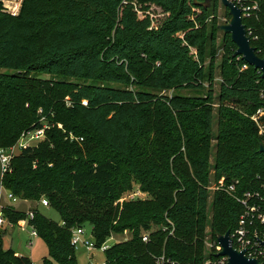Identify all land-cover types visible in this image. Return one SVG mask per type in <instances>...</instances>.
Wrapping results in <instances>:
<instances>
[{"label":"trees","instance_id":"1","mask_svg":"<svg viewBox=\"0 0 264 264\" xmlns=\"http://www.w3.org/2000/svg\"><path fill=\"white\" fill-rule=\"evenodd\" d=\"M245 1L259 5L243 23L264 58V0ZM204 2L23 0L13 15L0 0V145L49 126L43 140L13 158L11 172L2 176L0 168V190L23 200L44 197L59 212L60 222L38 208L29 220L48 248L41 264H79L72 229L86 223L97 246L113 233L132 232L104 251L106 264H206L219 258L207 252L206 237L216 247L219 234L239 226L245 207L236 196L259 192L250 203L264 210V113L257 114L264 78L234 56L237 46L224 32L229 51L218 76L220 1ZM44 74L51 79H40ZM216 77V132L211 91L165 101L156 94L204 83L213 89ZM212 171L234 192L216 190L210 212ZM133 182L151 199L119 210L113 203ZM3 211L13 224L28 217L14 207ZM171 223L173 235L164 230ZM153 226L158 229L144 241ZM2 230L0 264H32L4 247Z\"/></svg>","mask_w":264,"mask_h":264},{"label":"rangeland","instance_id":"2","mask_svg":"<svg viewBox=\"0 0 264 264\" xmlns=\"http://www.w3.org/2000/svg\"><path fill=\"white\" fill-rule=\"evenodd\" d=\"M1 1H2L3 6L7 12L11 11V12H17V14H19L20 11H15V9H14V6H16L17 3H19L18 0H1ZM22 2H23V0H22ZM219 4H220V11H219L218 22H219V24L227 23L230 20V17H227V15L225 13L227 11V9L225 8V6H223V4L221 2H219ZM158 18L159 19L163 18L161 13L158 14ZM235 50H234V52H235ZM228 51H229L228 44H227V42H225L223 40V31L220 30L219 34H218L217 42H216L215 47L213 49L215 70H217L218 76H219V70H218L219 65L221 64V61L223 60L225 54ZM207 67H208V65H207ZM1 71H5V70L0 68V72ZM39 78L43 79V80H49V79H51V75L44 74V75H41ZM220 82H221L220 78L216 77L215 85L212 87L213 89H211V85L209 83H204L203 87L198 89V90L197 89H187V88L171 89V90L158 91V92H156V94H157L158 98H160L162 101H165L166 98H171V97L176 96V95L187 96V97L205 98L208 96V93L211 91L214 94V97L216 98V100L214 102V108L215 109H214V123H213L214 131L216 132L217 127H218V108L220 105L219 101L217 100V96L219 94ZM131 87H133V86L131 85ZM67 98L68 97H65L66 100H67ZM167 103H169V102H167ZM212 145H215L214 140L212 141ZM212 161L214 162L213 157H212ZM213 173L214 172L212 171L211 185H210V197H209V205H210L209 211L210 212H211V204H212L214 192L216 190H221V189L233 190L231 188H226L225 185L223 184V180H219V181L214 180ZM138 191H142L144 194L134 196L133 194L135 192H138ZM151 196L152 195L150 193L143 191L142 186L139 182H133L132 188L128 192L123 194V196L121 198L117 199L113 203V205L117 206L119 208V210H121L123 207V204L125 202L147 200V199H151ZM126 197H127V199H125ZM10 202L12 204H14V208H17L21 211L29 212V211H32V210L38 208L41 213L45 214L50 219L57 221V222L61 221V216L56 209H54L50 206H44L43 204L39 203L38 201H34V200H26L25 201V200L21 199L17 202H13L10 200ZM8 207H13V206H8ZM84 226H85V230H86V236L88 238H90V237L93 238L91 224L86 223ZM0 229H3L2 232H3L4 236L2 238H3V245L5 248H13L14 250H16V252H18L21 255L31 256L33 264H41L44 257H49L47 245L43 241V239H41L40 237H35L32 248L31 249L28 248V236H29L28 234H29V231L31 230V227L29 225H26L23 227L14 226L13 228H11L7 225H4V226L0 227ZM156 229H158V227L153 226V228H151L149 231L144 232L142 234V236L145 233H148V235L150 236L151 232L155 231ZM208 231H209V229H208ZM131 237H132V232L129 230H126L125 232H122V233H113L107 239V243H108V245L113 246L116 243H121V242H124L126 240H129ZM212 246H213L212 241L207 236L206 237V250H207V252L210 253L212 251L213 252L214 251H216V252L220 251L218 246H216V247H212ZM75 254L77 256L79 264H90L91 260H94L97 263H101V262L106 261V254L104 251H101L100 249H95V250L91 251V250H88L84 246H77V247H75ZM211 262H213V261H211Z\"/></svg>","mask_w":264,"mask_h":264},{"label":"built area","instance_id":"3","mask_svg":"<svg viewBox=\"0 0 264 264\" xmlns=\"http://www.w3.org/2000/svg\"><path fill=\"white\" fill-rule=\"evenodd\" d=\"M19 3H17L16 6H14L15 11H20L22 0H18ZM236 3V5L242 9V17H252L259 11V5L257 2L253 3H246L245 0H231ZM11 14L16 15L17 12H11ZM247 28V27H246ZM247 33L250 36L251 31L247 29ZM257 38V37H256ZM247 67V65L244 66V69ZM261 73V72H260ZM262 98L264 99V88L261 93ZM83 104L87 105V101L84 100ZM264 113V107L258 109L257 114L262 115ZM255 121L258 122V118L256 115L252 117ZM45 123V122H44ZM49 127L46 123L37 129L33 130H26L22 133L20 139L18 142L12 146L9 147H3L0 145V168H1V175L3 176L7 172L12 171V160L13 158L18 155L23 148H27L29 146H34L39 143V141L43 140L45 137V129ZM263 132V131H261ZM72 139L74 137L72 136ZM78 139V138H76ZM81 140L83 138H80ZM233 190H227L229 193L234 192V186L230 187ZM2 188L1 190H3ZM144 193L142 191L135 192L133 195H143ZM128 197V196H127ZM127 197L125 199H127ZM254 197H260L259 192H251L248 191L244 194L243 198H239L236 196V199L244 205L245 212L241 216L239 226L236 228V230L231 233V238L233 241V245L237 250H244L250 258H257L261 262H264V210L261 209V205L257 203H250V199ZM8 198L12 200L13 202H17L21 200V198L15 196L13 193L8 191ZM41 204L44 206H49V201L46 198H42L40 200ZM34 217V211L28 212V217L22 221H20L17 224H13L11 221H9L5 214L3 209L0 210V227L7 225L9 227L13 226H26L29 225L31 227V230L29 231L28 236V248H32L34 243V238L39 237L38 231L34 226H32L29 223V220ZM169 229V234L173 235L175 231V226L173 223H171V227H166L164 230ZM144 241L149 240L148 233H145L143 235ZM71 243L74 247L77 246H84L88 250H95L100 249L101 251L107 250L110 245H108L107 241L102 244L101 246H97L95 243L94 238H88L86 236V230L85 227L79 226L74 227L72 229V238ZM219 244V243H218ZM218 248L220 250V245H218ZM159 261H163V257L159 259ZM228 258L226 256H219L217 260H214L213 262L208 261L206 264H227ZM33 264V263H32ZM90 264H106L105 262L97 263L94 260H91Z\"/></svg>","mask_w":264,"mask_h":264},{"label":"water","instance_id":"4","mask_svg":"<svg viewBox=\"0 0 264 264\" xmlns=\"http://www.w3.org/2000/svg\"><path fill=\"white\" fill-rule=\"evenodd\" d=\"M213 0H205L203 3L206 7L210 6ZM225 6L230 14V20L227 23L219 25V29L225 34H230L232 41L236 44L237 49L234 56L241 57L247 64L253 66L261 72L264 78V58H262L256 48L251 44L250 36L247 33L246 25L243 23L242 9L231 0H219ZM260 152H264V145L260 147ZM220 245L218 256H226L227 264H264L257 258H250L244 250H237L231 238V232L217 236ZM264 245V243H263Z\"/></svg>","mask_w":264,"mask_h":264},{"label":"crops","instance_id":"5","mask_svg":"<svg viewBox=\"0 0 264 264\" xmlns=\"http://www.w3.org/2000/svg\"><path fill=\"white\" fill-rule=\"evenodd\" d=\"M12 201V200H11ZM26 201V200H25ZM7 206H13L14 207V204H12L10 202V199L8 198V190L6 189H3V190H0V210L3 209L4 207H7ZM17 209V208H16ZM19 210V209H17ZM14 227V226H13ZM11 227V228H13ZM22 227V226H20ZM29 235V234H28ZM16 251V250H15ZM18 255H21L17 252ZM31 260H32V257L31 256H28Z\"/></svg>","mask_w":264,"mask_h":264}]
</instances>
